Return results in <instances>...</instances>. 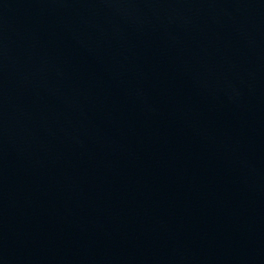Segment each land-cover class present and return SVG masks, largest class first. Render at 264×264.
Returning <instances> with one entry per match:
<instances>
[{
  "label": "water",
  "instance_id": "water-1",
  "mask_svg": "<svg viewBox=\"0 0 264 264\" xmlns=\"http://www.w3.org/2000/svg\"><path fill=\"white\" fill-rule=\"evenodd\" d=\"M0 264H264V0H0Z\"/></svg>",
  "mask_w": 264,
  "mask_h": 264
}]
</instances>
